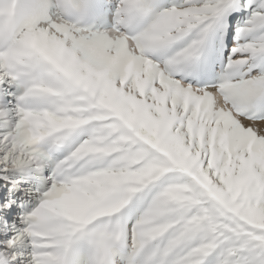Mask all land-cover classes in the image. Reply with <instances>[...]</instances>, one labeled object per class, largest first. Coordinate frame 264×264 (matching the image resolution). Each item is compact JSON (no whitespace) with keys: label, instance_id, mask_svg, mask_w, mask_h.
Instances as JSON below:
<instances>
[{"label":"snow or ice","instance_id":"1","mask_svg":"<svg viewBox=\"0 0 264 264\" xmlns=\"http://www.w3.org/2000/svg\"><path fill=\"white\" fill-rule=\"evenodd\" d=\"M0 264H264V0H0Z\"/></svg>","mask_w":264,"mask_h":264}]
</instances>
